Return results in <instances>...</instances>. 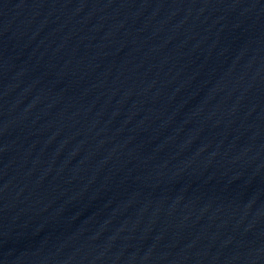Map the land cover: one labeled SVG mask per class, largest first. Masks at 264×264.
<instances>
[{
  "label": "water",
  "instance_id": "1",
  "mask_svg": "<svg viewBox=\"0 0 264 264\" xmlns=\"http://www.w3.org/2000/svg\"><path fill=\"white\" fill-rule=\"evenodd\" d=\"M0 264H264V0H0Z\"/></svg>",
  "mask_w": 264,
  "mask_h": 264
}]
</instances>
